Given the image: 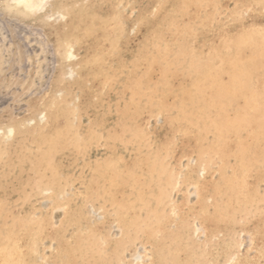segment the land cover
Returning a JSON list of instances; mask_svg holds the SVG:
<instances>
[{
	"label": "bare ground",
	"instance_id": "bare-ground-1",
	"mask_svg": "<svg viewBox=\"0 0 264 264\" xmlns=\"http://www.w3.org/2000/svg\"><path fill=\"white\" fill-rule=\"evenodd\" d=\"M86 1L87 0H0V12H1V16H2V17H0V20L3 19L4 17H7V18H17V19H23V20L26 19V20H33V21L38 20L41 22V21H45L47 19L52 18V16L56 12H57V14H60L61 13L60 10L62 11V9L64 10V15H62V14L60 16L58 15L59 17L62 18V21L66 18L65 11H67V10H68L69 14L75 15V17H80V23L79 24H81V21H82L81 26L79 27V25H78V28H71L70 27V29L68 27L66 29L63 37H59L61 35V34L59 35V31L54 30L60 24L56 25V27L52 30L51 34L55 35V37H57V40H58L57 45H56V55H57L56 57L59 59H63L68 65H70V62H71V65H72V61L76 59L75 55L73 53H71V49L74 46L69 41L71 34H72L77 40L75 43L78 46V48L82 47V50H83L82 54H81L82 56L80 58H78V60L74 63V66L80 67V69H79L80 79H82L83 83L92 81V82H95V84H97L98 86H101L100 91H103L104 94L106 93L108 95L106 98L109 100L115 99V97H116V93L114 92V91H116V89H115L116 85L115 84L118 80V77L125 73L126 75H124V83H125L124 88H125V90H128V94L126 97V102L124 104L125 105L124 111H126L124 113L126 115L127 120L129 119V122H128V124L126 123L127 125L125 124V122L124 123L122 122L120 125L121 126L126 125V127H124L126 129L125 131L128 130L127 132H130V136H131V134H133L134 136L132 135V137H135V135H136L135 138H138V141H140L139 145H138V143H135V142L133 143L134 145L135 144L138 145V147H139L138 149L133 148L132 145H128L126 143L127 141L124 142L122 144V146H123L122 148L124 150L123 149L122 150L125 151L126 153L115 152V150L113 152L114 148L111 149V148H109V147H111L110 145L104 144L107 146V149H108V152L106 153L107 155L105 156V158H101V160H102V161L100 160L101 162L98 160V162L101 163V164L99 163L101 166L97 167L93 173L91 172L92 176L90 178H89V176L91 174L88 175L89 180L85 179L84 190L82 192H80L81 193L80 194V196H81L80 200L76 201V202L74 201L75 203L74 204L72 203L73 205L71 206L67 203L66 200L62 199L66 202L64 203L65 207L63 208V213L60 217V221L57 224L58 226H51L50 223L52 221L51 220L52 217H50L47 212H44V213L39 214V215L35 214L36 213V207L34 206L32 199H33V197H35V195H42L43 197H45L44 195H46L47 193L49 194L50 192H48V191H52L53 190L52 188H54L56 186V184H58V183L55 184L54 182H55L56 176L59 173L62 176H68V171H69L70 167L74 164V162H76L75 160H76L78 154L81 151L83 152V153L82 152L81 153L84 154V151H85L84 147L85 146L87 147V145H89V144H87L84 146V144H83V146H81V147H83L82 148L83 150H81V148L79 149V147L77 145L78 143H76V145H75L76 150H74L73 152H71L69 154H62L61 158L55 159L54 152L56 151L55 150L56 144H57V146H56L57 151L62 152V149L70 146V142H69L70 138L72 141L76 142V140L73 139V134H72V136L70 135L71 137H69V138L66 137L69 130L67 131V133L63 131L65 134H60L59 132L56 131V128H52V126L49 124L51 121H54L53 120L54 118H57L60 116V112L62 109L60 107H56L57 105L55 104V101L60 100V101H62V103H67V101H66L67 96H66V94L62 95L61 93L58 94V92H57V94H58L57 99H54L53 101L51 100L52 96L49 97L50 100L48 99V100H44L42 102L40 101L38 103L36 101H31V105H30L31 108H28L31 111L28 114H26L27 116L24 120L20 121V120H18V118L16 119L15 116H13V115H9L7 118L0 120V136H4L5 141H7L6 144H5V142H3L5 144L4 147H2V145H0V190L3 192V194L0 193L1 194L0 195V218L5 216V212H7V210L11 214L9 209L5 210V206L11 205L13 207L14 206L13 205V199H14V201H19V204L30 207L29 211H30L31 217L30 218L28 217L29 219H27V220L29 221V223H27V224L30 226V228L32 227L34 229L33 230L34 233H32L31 235L27 234L28 231L26 230L27 232H25L23 230V226H22L23 221H21L22 215L15 214V213H17V211L15 213H13L14 215H10V222L12 221L11 227L12 228L14 227L15 231L14 232L10 231V234L12 233V237L9 240H10V242L13 241L16 245V248L12 249V251L14 252L16 250V251H20L24 254L31 252V244H29V240H30V237L32 235H34V237L38 241H41V245H43V243L45 242V239H49V238L55 239L56 242L54 245L55 247H54V256H53V261L55 264H66V263L73 264L72 260H74V259H76L77 263H78V260H80L81 258L85 259V261H86V259H90L94 256L99 257L103 254V253L101 254L102 251L97 252L96 255H92L91 254L92 250H88V249L81 250V248L82 247L85 248L84 246L88 247V245H91L92 243L94 245H98L99 242L102 243L103 241H105V242L110 241L109 236H108L109 240L107 238H105V236H103L102 234L101 235L97 234V236H95L94 233L96 234V232H97L96 229H95L96 232H94V233L92 230V233L94 236H91V234H90L91 232L87 231L89 229L90 221H83L85 218V215H87V213L84 214V212H83V210H84L83 202L86 199L89 200L92 197V196L90 197V195L92 193H95L94 195H96L95 196L96 198L98 195V198L101 199L99 197V195H101L102 192L105 194L106 191L112 190V189L110 190L111 187L114 188L117 196L115 198V204H113V205H114V207L116 205V207L118 209V212L114 215H116V216L120 215V217H121V215H123L124 216L123 218H127L129 220V222L131 221L130 223H132V225L130 224L129 227L130 226L134 227L135 225H137L136 221L140 219V221H143V223H145V225H148L145 228H143L144 226L142 227V229L146 233H150L151 230L154 232V230L156 229L155 230L156 233L154 232L152 235L159 234V231H160L161 237H164L163 236L164 234H162L164 232L161 231L160 225H157L155 223L156 220L155 221L149 220L148 222H150L151 224H147V221H146L147 218H145L146 215L141 216V214L139 213V211L142 212L143 209H144V213H146V211H145V209H146L148 211V214H149L150 209L148 210V208H147V207H149L148 206L149 201H148V204L145 202L147 204V207L143 202L147 198H149V199L151 198L150 196L147 197L146 196L147 194H151L153 199H155V201L159 202L158 205L159 204L162 205V201H164V199H165L164 193L166 192L167 189H165L164 176L159 178L160 176L158 175V170H159V173L161 174L160 169H164V166H165V165L161 166V164L162 163L164 164L166 162H161V164H160V161H159L160 158H167L169 155L171 158H173L174 156L176 158V156L181 157V155H184V154L185 155L186 154H188V155L194 154L195 157H197V158H193V159H196L198 161L199 160L202 161V159H203V161H205L206 159L211 158V157L208 158V156H210V154H213L215 158L212 157V159L214 158L215 160H217L219 162V166H218L219 167L218 170H219V174H220L219 176L222 177V180L224 179V181H225L224 182L225 189L223 188L222 190H220L221 193H224L222 191H226L227 184H229L227 182V176H226V178L224 177V174H225L224 172H225L226 167H228L230 165L231 161H232V163L236 164V169H234V171L233 170L232 171L236 175L241 174V176H243L242 174L245 173L246 174L245 177H246L249 173L251 174L252 168L255 166L254 162H256V165H257L258 158H259V154H258L259 150L257 151L258 146L261 147L262 150H264V141L261 142V140L258 138L260 140L259 141L260 144L257 143L258 146L256 149L255 148L256 146L254 144L255 140H254V142L253 141L251 142L254 144V146H252V144L247 142L246 139H245L246 141L241 139V137L239 136L241 132H236L238 130H240V131L247 130L249 132L248 138L250 137V139L252 140L253 137L256 138L259 135V134H256L258 132V130H260V129H262V127H264V50H258V48L260 49L261 47H264V0H236L238 6H237L234 14L236 15L237 14L236 12H241L242 16H238V18L236 20L232 21L233 18L236 16L231 15L228 19H226V21L221 22L222 24L218 27H207V25H208V23L206 22L207 17H206V19H201L200 25L202 26V29L200 31H198L197 34L194 35L195 38H198L197 43H196L197 45L194 47L188 46L187 41H188V37L190 36V29H189L190 26L188 28L187 25L184 24L182 26V28H180V30H181V33H179L180 34V38H179L180 42H177V44L180 47H182V49H179L178 46H177L178 47V49H177L174 46L175 50H174V47H172L173 50H172V48H170V42H173V40L172 41H171V39L169 40L170 36L167 35V31L169 33H171L170 28H169L170 23L168 24V22H170L172 20L170 18V14L172 11L173 1H171V0H146L147 1L146 5L144 7H139V10H138L136 16L133 18L134 24L131 27V33H133L132 38H130L126 35V33H125L127 31L126 24H124L122 22L120 27H118L116 33H114V35L116 34L114 36L115 39L113 40L112 39L113 37L111 38L112 41H109L110 39L109 40L107 39V38H109L107 35L108 34L107 29H109V25L121 20L122 18H124V19L127 18L129 20L130 19L132 20V18L129 17V15L127 13H125L124 16H121L120 13L113 14L112 12H110V9H109L110 8L109 7L110 0H97L96 1L97 7H95V8L89 7V4L88 5L82 4ZM181 1L185 4L186 7L192 6L193 4L196 3L195 2L196 0H181ZM61 4H63V7H60ZM86 8L92 12L88 11ZM96 8H97L99 14L96 13ZM177 8H179V6ZM93 11L97 15V16H95L96 18H94V21L98 25V26L97 25L96 26L100 28V29L98 28L100 31L98 29H93V30H97L98 32H101L100 37L102 38V41H100L98 39V40L94 41L93 44L90 43L91 46L89 47L90 44H89L88 38H91L92 36L94 38L95 34L89 37V35L86 36V31L89 32L88 30L92 29L93 15H94ZM161 11H162V14H161V16H159L160 18L158 19L157 16L160 15ZM185 11L186 10H184V12ZM4 21H6V20H4ZM90 25H92V26H90ZM2 27H4V26L2 25ZM219 28H220V31L216 30ZM0 32H2V31H0ZM92 33H96V32L92 31ZM207 33H209V34L211 33V35L207 36ZM89 34H90V32H89ZM97 38H99V37H97ZM94 39H96V38H94ZM103 39H104V41H105V39H106V41L108 40L107 42H109V43H105L103 41ZM33 41H34V39H33ZM130 41L137 42L136 47L138 49L137 51L139 53V55H138L139 57L136 60L126 61V59H124V57H123V53L128 51V44L130 43ZM31 42H32V40H31ZM31 42H29V43L31 44ZM41 43H43V42H41ZM87 44H89V45H87ZM152 44H153V46L155 45V47H157L158 49L160 48L161 50L162 49L168 50L170 48L172 51L170 53L168 51L167 54L163 55L164 57L162 56V58H165L167 60V66H166V64L163 65V67H165V70H164L165 76L162 77V78L165 77L164 80L161 79L162 82L159 85L157 82L156 86H147V85L144 86L143 80L149 76L150 72H153L152 71L153 67L156 64H158L156 58H152V57L148 58L146 55V52L144 51V49L147 45H152ZM171 46H173V45H171ZM39 48L41 49V47H39ZM40 49L35 51L38 57H39L38 54L40 52ZM123 51H125V52H123ZM33 56H34V54H33ZM165 59H163V60H165ZM206 59H207V61H205ZM163 60L161 59L162 62H163ZM159 61H160V59H159ZM130 62L133 63L132 66H129ZM105 66L110 67V69L109 68L107 69V67H105ZM171 66H173L172 67L173 69L170 68ZM88 67L93 68V70L91 69L93 73L89 72L90 73L89 74L85 71V69ZM139 67H142L141 71L143 70L146 72V76L141 77L140 72H139L140 77L135 76V75H137V73L135 71ZM161 68H162V65H161ZM191 68H193V69H191ZM189 69H191L193 71V73L195 70L196 75L189 80L188 84L186 83L188 81H184L182 83L177 84V77H181L183 79V78H186V76L189 73L193 74L191 71L188 73ZM87 71H90V69H87ZM180 72H181V74H178ZM143 75H144V73H143ZM188 79H189V76H188ZM63 82H64V78L61 77V75L57 74L54 78V86L58 88V86ZM188 86H192L193 89L190 90L191 88L189 89ZM95 87H96V85H95ZM90 88H92V87H90ZM55 90H56V88H55ZM91 92L92 93L95 92V91H93V88L91 89ZM96 93L97 92H95V94ZM168 96L172 97V102L169 103V105L166 104V102H165V99H167ZM141 97L144 98L145 101H148L149 99L154 98L156 100V108L158 110V113L159 112L161 113L160 125H159L157 132L154 134L155 140L154 141L152 140L151 143L147 141L149 134H151V133L147 132L145 129L144 130L141 129L142 127L140 128V125H138V115L140 113L137 114V110L139 108L141 110L142 108L141 107L138 108L137 103H139L138 98H141ZM46 99H47V97H46ZM74 100H76V99H74ZM102 100L100 101V103L103 102ZM136 100H137V102H135ZM48 101H50V102H48ZM114 101H116V100H114ZM145 101H142V102L144 103ZM234 101L236 103H238L236 108L233 107ZM47 102H48L49 106L46 108L45 106H46ZM148 102L150 103V101H148ZM135 103H136V105H135ZM149 103L147 106L150 105ZM188 103H189V105H188ZM113 104H114V102H113ZM144 104H146V103H144ZM66 105L67 104H65L63 106V108L67 107ZM82 106H83V103L81 101H79V103H77V105L72 108V111L73 112H75V111L80 112V111H82L81 110ZM144 106L145 105H143V107ZM116 107L117 106H114L113 109ZM46 109H47L48 113H46ZM70 109L71 108H69L68 110H70ZM88 109L90 110L91 107ZM67 111L65 110L64 112H67ZM249 111H252V113H250ZM51 112L53 114H50ZM73 112H72V114H74ZM155 112H156V110H155ZM152 113L153 112L148 113L149 116ZM69 114H71V110H70ZM69 114H66V116L67 115L69 116ZM51 115L54 117L52 118ZM90 116H92V115H90ZM114 118L116 119V117H114ZM116 121H118V119H116ZM143 121H144V119H143ZM40 123H42V125H40ZM94 123H96V122H94ZM18 124H19V127H17ZM113 124H114V122H113ZM47 125H48V127H46ZM55 125L57 126V124H55V121H54V126ZM69 125H71V124H69ZM85 125H87V124H85ZM99 126L102 127L103 125H99ZM109 126L110 125H107V128ZM121 126H120V128H121ZM96 127L98 129V125ZM66 128H68V126ZM209 128H211V131L212 130L214 131V132L212 131L214 133V135L211 138V140L210 139L207 140V138H206V135L209 134V132L206 134V131L209 130ZM92 131H94V130H92ZM92 131H90L89 133L87 132V133L90 134ZM211 131H210V133L212 134ZM247 131H245V132H247ZM105 132H107V131H105ZM110 132H112V131H110ZM235 132L238 133L239 137L235 134ZM74 133H76V132H74ZM112 133H115V132L113 131ZM261 133H263V132H261ZM261 133H260V136H262ZM92 134L97 135V133H94V132ZM99 134H101V133L98 132V135ZM106 134H107V136L110 135L109 132ZM90 135H89V137H90ZM98 135H97V138H103V142L105 141L104 137L108 138V137H106L105 134L103 135L104 137H100ZM27 136H29V137L27 138ZM76 136H78V135H76ZM112 137H114L115 139L118 138L119 140H122L123 136L121 137V139L118 135L117 136H111V138L109 136V139L111 140ZM80 138H81V136L80 137L78 136V140ZM126 138H128V137H125L124 139H126ZM245 138H247V136ZM14 139H16V141L18 140L17 141V142H19V143H17L18 147H14L15 145H13V143H12ZM118 139H117V143L120 142V141L118 142ZM250 139H248V140H250ZM1 140H2V137H1ZM112 140H114V139H112ZM80 141H82V139H80ZM122 141H121V143H122ZM110 142L112 144V141H110ZM129 142H130V139H129ZM131 144H132V142H131ZM71 146L73 147V145H71ZM114 147H116V146H114ZM131 147L135 150H132ZM135 147H137V146H135ZM73 148H75V147H73ZM77 148H78V150H77ZM259 153H260V156H262L261 155L262 151L261 152L259 151ZM189 158L190 157H188L187 159H189ZM204 158H206V159L204 160ZM176 160L178 161V159H176ZM259 160H260V158H259ZM95 161L97 163L96 159H95ZM179 162H178V164H179ZM25 163H27L29 165V167L27 168L29 170V172L36 174L33 178H28L27 180L22 182L21 181L22 179L20 177L16 176V175H18L16 172L12 171V172L8 173V171H10L11 168H16L17 166L21 167ZM175 163H176V161H175ZM232 163H231V166L234 165ZM201 164L202 163H199V165L201 167H203L202 169L204 170V172H205L206 168L209 172L210 167H208V165H207V167H204ZM208 164H209V161H208ZM258 164H260V163L258 162ZM199 165H198V167H199ZM74 166H75V164H74ZM166 166H165V168H166ZM176 166H178V168L180 167V165H177V164H176ZM211 166H212V164H211ZM231 166H229V168H228V169H230V171H231V168H230ZM89 167H88V169H89ZM186 167L188 168L189 165H186ZM255 167H256V169H258V167H260V165L258 167L257 166H255ZM20 169L22 171L24 170L22 168H20ZM88 169H86V170L88 171ZM169 169H171V168H169ZM179 169L177 170V172L175 171L177 175H174V177L178 176ZM199 169H200V167H199ZM19 170H17V171L19 172ZM28 170H24V171L28 172ZM203 170H202V172H203ZM87 171H86V173H87ZM152 171H157V172H154V173H157L155 176L156 178H157V175L159 176L157 179V182H156V180L152 181V179H153L152 178L153 177ZM163 171L164 170H162V172ZM165 171H169V170H165ZM21 172H19V173H21ZM175 172H174V174H175ZM204 172L202 173V175L204 174ZM164 173L165 172H163L162 175ZM194 173H195V171L192 172V170L190 168H188L187 173H186V177L189 180H192V178L197 179V177H195L193 175H196L198 173H196V174H194ZM28 174H27V176H28ZM166 174L169 176V174H171V173H166ZM250 174H249V176H250ZM198 175H200V174H198ZM32 176H29V177H32ZM83 176H84V174H83ZM209 176H211V174ZM24 177H26V176H24ZM174 177L172 176V178H174ZM228 177H231V176H228ZM231 178H230V180H231ZM239 178L241 179V177H237V179H239ZM83 179H81V180H83ZM159 179H161V180H159ZM180 179L181 178H178L179 183H180ZM242 179H244V178H242ZM242 179H241V181H242ZM246 179H247V177H246ZM259 179H262V176H260ZM184 180H183V182H184ZM263 180H264V178H263ZM150 181L153 182L152 183L153 186H154V183H158L159 191L157 194L153 193L149 190V183H151ZM172 181H174V180H172ZM192 181H194V179ZM233 181L237 183V181L235 179H233ZM256 181H262V180L256 179ZM168 182H170V184H171V181L169 178H168L167 183ZM231 182H232V180H231ZM243 182H245V181H243ZM216 184H213V182H211L209 180L208 176H206V175L203 176L202 179L198 182L199 198H200L199 203L197 204L194 201V203H196V205L194 204L195 206H192L188 210V212H191V211L194 212V211H196V209H201V210L204 209L202 214L201 213L198 214V213L194 212V215L195 214H198V216L204 215L203 218H204L206 223L205 222L204 223L202 222V223L205 225L207 224L208 225L207 227L212 226L213 224H216V222H218L220 220L216 215H214L216 213H210L211 210L209 211V213L206 212V210H209V207L207 205L208 202H206V197H207L206 195H208V197H209L210 195H212L210 193L213 190L216 191L218 189ZM238 184H236V185L238 186ZM218 185H221V184H218ZM236 185H234V186H236ZM26 186L28 187L27 189H25ZM169 186H171V185H169ZM7 187L14 188L13 190H16L18 194L15 196L10 195L8 193V191L5 190V189H7ZM108 187H110V188H108ZM150 187H151V185H150ZM166 187H167V185H166ZM254 187L255 186H252L253 189H254ZM240 188H241V185H240ZM252 188L249 189V192L251 194H254V193H252V191H253ZM250 190H252V191H250ZM59 191L60 190L56 191L54 193L53 197H54L55 201L62 203V200L59 199V196L61 194V192H59ZM229 191H230V189H229ZM108 194H109L110 198L109 197H108L109 199L106 198L105 195H107V194H105L104 199H102V200L106 201L105 199H107V200L112 199V201L114 202L113 198L111 197L112 196L111 193H108ZM127 194H129V195L126 196ZM144 194H146L145 195L146 198L144 197L145 199H142L141 196ZM227 194H229V193H227ZM227 194L225 193V196H227ZM187 196H188V194H187ZM221 196L223 197L224 195H221ZM228 196L230 197L231 195L229 194ZM43 197H41L42 198L41 200H43ZM95 197L93 196V198H95ZM254 198L255 197L253 195L252 199H254ZM68 199H70V198H68ZM92 199H90V200H92ZM245 199H246V197H245ZM49 200H51V199L48 198V201ZM102 200L99 203L103 204ZM133 200H135V202L137 204ZM186 200H185L186 204L189 203ZM211 200H213V199H211ZM221 200H222V198H221ZM221 200H220V202H222ZM237 200H239V199H237ZM240 200H243V198ZM132 201L134 202L135 205L132 203ZM150 201H151V199H150ZM155 201H154V203H155ZM227 201H228V199H227ZM58 202H56V203H58ZM93 202H95L94 199H93ZM93 202H90V203L93 204ZM220 202L218 204L221 207H225L224 205L222 206L221 205L222 203H220ZM224 202H225V200H224ZM239 202H241V201H239ZM131 203L134 206L131 205ZM154 203H153V205H155ZM165 203H163V204L165 205ZM170 203L171 202H169V204ZM235 203H236V201H235ZM242 203H244V201ZM43 204H41V205L43 206ZM97 204H98V202H97ZM101 204H99L98 206H100ZM113 205L111 203V207ZM153 205L151 207H154ZM172 205H173V203H172ZM214 205L215 204L213 203V205L210 207L214 208ZM243 205H245V204H243ZM98 206H97V208H101ZM175 206L177 207V208L175 207V209L182 210V209H179V207L176 204H175ZM184 206H185V204H184ZM12 207H10V208H12ZM44 207H45V205H44ZM84 207H85V205H84ZM155 207H157V206H155ZM162 207H163V205H162ZM197 207H199V208H197ZM217 207H218V205H217ZM217 207L215 209L216 211L219 208V207L218 208ZM57 208H58V206H57ZM106 208H104V209H106ZM159 208H161L160 205H159ZM171 208L172 207H170V210H171ZM104 209L102 208L100 210L103 212ZM13 210H15V209H13ZM17 210H19V209H17ZM54 210H56V209H54ZM113 210H114V208H113ZM113 210H111V211H113ZM178 210H176L177 212L176 211L175 212L179 215L180 212H178ZM214 211L212 210V212H214ZM12 212H14V211H12ZM102 212H101V215H102ZM161 212H162V210H161ZM170 212L172 213V211H170ZM173 212H174V209H173ZM60 213H61V211H60ZM103 213L105 214V210ZM106 213H108V212H106ZM232 213L234 214V212H232ZM109 214H111V213H109ZM150 214H151V212H150ZM157 214H159V213H157ZM190 214H192V213H190ZM230 215H232V214H230ZM105 216L108 217L111 215H105ZM112 216H111V219H113ZM147 216L150 217V215H147ZM161 216H160V218H163V214ZM88 217L89 216H87L86 219H88ZM131 217H133V218L136 217V220L135 219L133 220V218H131ZM156 217H157V215H156ZM191 217H192V215H191ZM174 218H175V215H174ZM186 218L188 219V217H186ZM193 218L197 219L198 217L196 215ZM200 218L201 217H199V219ZM148 219H151V218H148ZM168 219L166 218V219H164V221L162 220L163 223H165V220L167 221ZM6 220H8V219H6ZM88 220H90V218ZM115 221L117 222V225H120V226L123 225L122 223L124 222V220H122L123 222L120 224L119 222H121V221H119V222L117 220H115ZM133 221H134V224H133ZM140 221H138V222H140ZM224 221H226V220L223 219V222ZM112 222H114V221H112ZM180 222H182V221H180ZM180 222H179V224H180ZM213 222H215V223H213ZM223 222H221V223H223ZM126 224L128 225L129 223H126ZM152 224L155 225V228L152 227L154 230L151 228V226H153ZM74 225H80V226L84 225L82 228L87 227L88 229L87 228H86L87 230L84 229L86 231H83L81 229L82 232L80 233L78 231L79 234L76 233L77 236H71V234L69 232L72 229V226H74ZM220 225L222 226V224H220ZM220 225H218V226H220ZM120 226H119L120 229L121 228L124 229L123 226L122 227H120ZM54 227H56V228H54ZM57 227H59V229ZM126 227H128V226H126ZM92 228H94V226ZM215 228H213V229H215ZM221 228H224V227H221ZM91 229H89V230H91ZM138 229H141V228L138 226ZM138 229L136 228L134 230H138ZM181 229H182V227H181ZM134 230H132V231H134ZM143 230H141L140 233ZM125 231H127V230L124 229L123 232H125ZM109 232L110 231H108V233ZM127 232H128L127 237L128 238H130L131 236L132 237L129 240H128V238H126V239L129 242L131 239L134 240L133 235L135 233L134 232L130 233L129 231H127ZM176 232H178V231H176ZM180 232H183V231L180 230ZM214 232H216V231H214ZM214 232H211V233H214ZM217 232H219V230H217ZM125 233H122L121 234L122 236H120L119 234L118 235L121 237V239H123L122 237H123V234L125 235ZM129 233L131 236L129 235ZM151 233H150V235H151ZM167 234L170 235L169 233H167ZM182 234L183 233H181L180 235L182 236ZM184 234H187V233L185 232ZM229 234H231V233H229ZM111 235H112V233H111ZM209 235L213 236L214 234H212V235L209 234ZM209 235L207 236V238L210 237ZM56 236H59L60 238H57ZM118 238L117 239L115 238V240L113 238V240L117 241ZM140 238L138 237L139 240H140ZM144 238H146V237H144ZM151 238H153V237H151ZM176 238H177V236H176ZM178 238H180V236ZM186 238H184V239H186ZM32 239H33V237H32ZM104 239H107V240H104ZM154 239H155V236H154ZM154 239H152V240H154ZM78 240H80L82 243L79 244L77 242ZM149 240H150V238H149ZM114 241L113 242L111 241V242L114 244L115 243ZM163 241H165V240H163ZM177 241H179V240H177ZM186 241H187V239H186ZM117 242H119V240ZM180 242H181V239H180L179 243ZM183 242H184V240H183ZM14 243H13V245H14ZM139 243H140V241H139ZM130 244H132V243H130ZM150 244L153 245L154 243H150ZM163 245L165 246V244H163ZM188 245H191V243H189ZM111 246L116 247L117 243H115L114 245H111ZM166 246H168V245H166ZM107 247H108V243L104 244V248L108 249ZM180 247L181 246H179V248ZM183 247L185 249L186 245L185 246L183 245ZM33 248L35 249L36 247L33 246ZM121 248L122 247H120V250H119V247H118V251H121ZM34 249L32 251H34ZM91 249H93V247ZM110 249H109V251H110ZM113 249H114V247H113ZM161 249H163V248H161ZM7 250H9V249H7ZM116 250H117V248H115V252L117 253L118 251H116ZM170 250H172V251H169L171 253L176 251V250L174 251V249H172V247ZM2 251H3V249H2ZM191 252H193V251H191ZM116 253H113V251H112V254H115V256L118 257L120 252L117 253L118 255ZM151 253H153V252H151ZM155 253H157V252H155ZM162 253H160L159 255H162ZM177 253H179V252H177ZM175 254H176V252H175ZM169 255H170V253H169ZM69 256H71V258H73V259L71 260V258H69ZM170 256H168V257H170ZM176 256H178V255H176ZM7 257H9V256H7ZM62 257H64V258L66 257V259H68L66 261H68V262L63 260ZM200 257L202 258V256H200ZM161 258H163V257H161ZM197 258H199V257H197ZM134 259L135 258H132V260H134ZM170 259H172V257ZM76 260H75L74 264H77ZM108 260H109V257H108ZM128 262H130V260H128ZM131 262H133V261H131ZM185 263H187V262H185ZM80 264H82V263H80ZM127 264H131V263H127Z\"/></svg>",
	"mask_w": 264,
	"mask_h": 264
},
{
	"label": "rangeland",
	"instance_id": "rangeland-1",
	"mask_svg": "<svg viewBox=\"0 0 264 264\" xmlns=\"http://www.w3.org/2000/svg\"><path fill=\"white\" fill-rule=\"evenodd\" d=\"M96 1L97 0H87L86 2H84L82 4L83 5L89 4V7L95 8V7H97ZM171 1H173L172 11H171L172 15L170 14V18L172 20L170 19L171 21L168 22V24L170 23L169 28H170L171 33H169L167 31V35L170 36L169 40L170 39H171V41L173 40V42H170V48L175 46L177 49H178V47H179V49H182V47H180L177 44V42H180L179 41V38H180L179 33H181L180 28H182V26L184 24H186L188 28L190 26V28H189L190 29V36L188 37V41H187L188 46L194 47L197 45L196 43H197V39H198V38H195L194 35L197 34L198 31H200L202 29V26L200 25L201 19H206V17H207V19H206V22L208 23L207 27H218L222 24L221 22L226 21V19H228L231 15L236 16L233 18L232 21L236 20L238 18V16H242L241 12H236L237 13L236 15L234 14L236 11V8L238 6L236 0H198V1L196 0L195 4H193L192 6H188V7H186L185 4L181 0H171ZM146 3H147L146 0H110V2H109L110 12H112L113 14L120 13L121 16H124L125 13H127L129 15V17L132 18V20L131 19L129 20L127 18H125V19L122 18L121 20L110 24L109 29H107L108 30L107 35L109 37L107 39L108 40L110 39L109 41H112L111 40L112 37H113L112 38L113 40L115 39L114 36L116 34L114 35V33H116L118 27H120L122 22L124 24H126V28H127V31L125 32L126 35L128 37L132 38L133 33H131V27L134 24L133 18L136 16V14L139 10V7H144L146 5ZM178 6H179V8H177ZM60 7H63V4H61ZM184 10H186V11L184 12ZM88 11H90V10H88ZM60 12H61L60 14H57V12H56L52 16V18L47 19L45 21H41V22L38 20L33 21V20H26V19L23 20V19H17V18H7V17H4L3 19L0 20V31H2V32H0V50H1L0 51V55H1L0 56V120L7 118L9 115L15 116V118L16 119L18 118V120H20V121L24 120L27 116L26 114H28L31 111L30 109H28V108H31L30 107L31 101H36L38 103L40 101L42 102L44 100H48L49 97H51V96H52L51 100L53 101L54 99H57V95L59 93H61L62 95L66 94L67 103H62V101H60V100L55 101V104L57 105L56 107L62 108L61 112H60V116L53 119L55 121V124H57V126L56 125L54 126V121H51L49 124L52 126V128H56V131L59 132L60 134H65L64 132L67 133V131L69 130L66 137L69 138L73 134V139L76 140V142L72 141L70 138L69 139L70 146L62 149V152L57 151V149H56L57 144H56V146H55L56 151L54 150L56 153L54 152L55 155L54 154L53 155L55 156V159L56 158L59 159V158H61L62 154H69V153L73 152L74 150H76V146H75L76 143H78L77 145H78L79 149L81 148V150H83L82 149L83 147H81V146H83V144H84V146L89 144V145H87V147L86 146L84 147V150H85L84 154H82L83 152L81 150L80 151L82 153L79 151L80 155L78 154V156L75 160L76 162H74L75 166L73 164L70 167V169L68 171V176H62L59 173L56 176V179L54 182L55 184L56 183H58V184H56V186L54 188H52L53 190L51 189L52 191H48V192H50L49 194L47 193L46 195H44L45 197H43L42 195H35V197H33V199H32L33 200L32 202H33L34 206L36 207V213L35 214L39 215V214H42L44 212H47L49 214V216L52 217L51 218L52 221L50 223L51 226H58L57 224L60 221V217L63 213V208L65 207L64 203L66 201L69 205L72 206L76 201L80 200V197H81L80 192H82L84 190L85 179L89 180V178L92 176V173L96 170V168L101 166L100 165L101 164L100 162L102 161L101 158H105V156L107 155L106 153L108 152V149H107V146L104 144L110 145L111 147H109V148H111V149L114 148L113 152L115 150V152L126 153L125 151H123L124 149L122 148L123 147L122 144L124 142L127 141L126 143L128 145H132V147L136 148V149L139 148L138 145L140 143V141H138V138H135L136 135H135V137H132L133 134H131V136H130V132H127L128 130L125 131L126 129L124 128V127H126V125L129 122V119L127 120L126 115L124 113V112H126V111H124V106H125L124 104L126 102V97L128 94V90H125V88H124V84H125L124 83V75H126V74L124 73L123 75L119 76L117 82L115 81L116 82V84H115L116 85L115 86L116 91H114V92L116 93V97H115V99L109 100L106 98L108 95L106 93L104 94L103 91H100L101 86H98L97 84H95V82H92V81L83 83L82 79H80V77H79L80 67L74 66V63L78 60V58H80L82 56L81 54H82L83 50H82V47L78 48V46L75 43L77 40L72 34L70 37L71 40L69 39L70 43H72L74 46L71 49V53H73L76 57V59L72 61V65H71V62H70V65H68L63 59H59L56 57L57 56L56 55V45H57L58 40H57V37H55V35L51 34L52 30L56 27V25L60 24L54 30H58L59 35L61 34L59 37H63L65 34V31L68 27H69V29H70V27L71 28H78V25L80 27L82 24V21H81V24H79L80 23V17H75V15L69 14L68 10L65 11L66 18L62 21V18L59 16L61 14L64 15V10L62 9V11L60 10ZM90 12H92V11H90ZM96 13H98L97 8H96ZM93 14H94L93 15V26L90 25V26H92V29L88 30L90 32V34H89V32L86 31V36L89 35V37H90V36L95 34L94 38H96V39H94L93 36L91 37L92 39L88 38L89 44L90 43L93 44L94 41H96L98 39L100 41H102V38L100 37L101 32H98L97 30H93V29L99 28V27H97L98 25L94 21V18H96L95 16H97V15L94 13V11H93ZM161 14H162V11L160 12V15L157 16L158 19L160 18L159 16H161ZM0 17H2L1 12H0ZM4 20H6V21H4ZM2 25L4 27H2ZM220 28L216 29V30L220 31ZM92 31L96 32V33H92ZM210 35H211V33L210 34L207 33V36H210ZM96 36L99 38H97ZM33 39H34V41H33ZM31 40H32V42H31ZM103 41H104V39H103ZM107 41L105 39L104 42L109 43ZM29 42H31V44ZM41 42H43V43H41ZM89 44H87V45H89ZM91 44L89 45V47L91 46ZM153 44L147 45L145 47L144 51L146 52V55L148 58H151V57L156 58L158 64H156L153 67V69H152L153 72H150L149 76L143 80L144 86L145 85L156 86L157 82L159 85L162 82L161 79L164 80L165 77L162 78L163 76H165V73H164L165 67H163V65L166 64V66H167V60L165 58H162V56L164 54H167L168 51L170 53L173 50V48H172V50L170 48L168 50H163V49L161 50L160 48L158 49L157 47H155V45L153 46ZM171 45H173V46H171ZM136 46H137V42L130 41V43L128 44V51L127 50H126L127 52L123 51V52H125V53H123V57H124V59H126V61L136 60L139 57L138 56L139 53L137 51L138 49ZM39 47H41V49ZM175 47H174V50H175ZM39 49H40V52L38 54L39 55V57H38L35 51H37ZM258 50H264V47H261L260 49L258 48ZM33 54H34V56H33ZM159 59H160V61H159ZM161 59L162 60L165 59V60H163V62H162ZM205 61H207V59ZM132 65H133V63L130 62L129 66H132ZM161 65H162L163 69L161 68ZM105 67H107V69L108 68L110 69V67H108V66H105ZM172 67L173 66H171L170 68L173 69ZM141 68L142 67H139L138 69H136V71H135L137 73V75H135L136 77H138L140 75V73H141V77L146 76V72L143 70L141 71ZM87 69H90V71H87ZM91 69L93 70L92 67H88L85 69V71L87 73H89V72H92ZM191 69H193V68H191ZM191 69L188 70V73L190 71L193 73V71ZM195 72L196 71L194 70L193 74L189 73L186 76V78H183V79L181 77H177V84L182 83L184 81H188V82H186L188 84L189 80L196 75ZM143 73H144V75H143ZM57 74L61 75V77L64 78V82L61 83L60 84L61 86L59 85L58 88L54 86V78ZM178 74H181V72ZM188 76H189V79H188ZM95 85H96V87H95ZM90 87H92L93 91H95L97 93L96 94H95V92L92 93L91 92L92 88H90ZM55 88H56V90H55ZM188 88L189 89L191 88L190 90L193 89L192 86H188ZM57 92H58V94H57ZM46 97H47V99H46ZM74 99H76V100H74ZM138 99H139V101H138L139 103H137V106H138V108L139 107L142 108L141 109L142 111L140 110V108L137 110V114L140 113L138 115V125H140V128L142 127L141 129H143V130L145 129L147 132L151 133V134L148 133L149 137L147 139V141L151 143L152 140L153 141L155 140L154 134L157 132V130L159 128L161 113L160 112L158 113V110L156 108V100L154 98L148 100V101H150V103L148 101H145L144 98H142V97L138 98ZM101 100L103 101L102 103H100ZM114 100H116V101H114ZM137 100L135 102H137ZM79 101H81L83 103V106L81 108L82 111L73 112L72 108L74 106H76L77 103H79ZM142 101H145L144 103H146V104H144ZM48 102H50V101H48ZM48 102L45 106L46 108L49 106ZM113 102H114V104H113ZM147 102L150 104L149 106H147L148 105ZM165 102H166V104L169 105V103L172 102V97L168 96L167 99H165ZM65 104H67L66 105L67 107L63 108V106ZM135 105H136V103H135ZM143 105H145V106L143 107ZM188 105H189V103H188ZM237 105H238V103H236L234 101L233 107L236 108ZM114 106H117L116 108H114L115 110L113 109ZM68 107L71 108L70 109L71 114H69L70 110H68L69 109ZM90 107H91V109L89 110L88 108H90ZM65 110L66 111L68 110L67 111L68 113L64 112ZM155 110H156V112H155ZM72 112L74 114H72ZM151 112H153V113L150 114V116H149L148 113H151ZM249 112L252 113V111H249ZM46 113H48L47 109H46ZM50 114H53V113L51 112ZM66 114H69V116L68 115L66 116ZM90 115H92V116H90ZM51 117L53 118L54 116L51 115ZM114 117H116V119H118V121H116V119ZM143 119H144V121H143ZM112 121L114 122V124ZM94 122H96V123H94ZM122 122L123 123L125 122V124L126 123L127 124L124 126L122 125L123 126L122 127L120 125ZM69 124H71V125H69ZM85 124H87V125H85ZM40 125H42V123H40ZM97 125H98V129L96 127ZM99 125H103V126L101 127ZM107 125H110V126L107 128ZM67 126H68V128H66ZM120 126H121V128H120ZM17 127H19V124L17 125ZM46 127H48V125ZM92 130H94V131H92ZM120 130L121 131L123 130L122 131L123 133ZM209 130L211 131V128H209ZM209 130L206 131V134L209 132V134L206 135L207 140H209V139L211 140V138L214 135V133H213L214 131L212 130L213 132L211 131L212 132V134H211ZM90 131H92L90 133L91 135L88 134ZM105 131H107V132H105ZM110 131H112V132L114 131L115 133H112ZM245 131H247V130H242V131L238 130L236 132H241L239 136L244 141L247 140V142L251 143L252 141L254 142V140H255L256 143L254 142V144L256 146L255 148L257 149L258 144H260L259 141L260 140H261V142L264 141L263 140L264 139V134H263L264 133V127H262V129L258 130V132L256 133V134H259L256 137L257 139L253 137V139L251 140L250 137L248 138L249 132L248 131L245 132ZM74 132H76V133H74ZM93 132L97 133V135H98V132L101 133L98 135L100 137H104L103 135L105 134L106 137H108V138L104 137L105 141L103 142V138H97L96 134H95L96 136L92 134ZM108 132L110 133V135H109L110 138H111V136H117V135L120 137V139L123 136L122 140L125 137H128V138L124 139L125 141L119 140L117 138L118 142L120 141L119 143H117V139H115L114 137H112V139H114L115 141L112 139L111 140L109 139V136H107V134H106ZM236 132H235V134L238 136V133H236ZM261 132H263V133H261ZM260 133L262 136H260ZM74 135L75 136L78 135L79 137L81 136L80 139H82V141H80V139L78 140V136L75 137ZM89 135H90V137H89ZM246 136H247V138H245ZM1 137H2V140H1ZM28 137L29 136H27V138ZM16 139H14L12 142L13 145H15L14 147H18L17 143H19V142H17L18 140L16 141ZM129 139H130V142H129ZM248 139H250V140H248ZM110 141H112V144ZM121 141H122V143H121ZM3 142H5V144L7 143V141H5L4 136H0V145H2V147L5 146V144ZM131 142H132V144H131ZM134 142L138 143V145L137 144L134 145L133 144ZM251 144H252V146H254L253 143H251ZM71 145H73V147H75V148H73ZM114 146H116V147H114ZM135 146H137V147H135ZM133 148H132V150H135ZM260 149H261V147L258 146L257 151L258 150L260 152L262 151V153H261L262 156H260V153L258 151L259 158H260V160L258 158V162L260 164H258V162H257V165H256V162H254L255 166L258 167L260 165V167H258V169H256V167L253 165L254 167L252 168V172H251V174L249 173L250 176H249V174L246 176L247 179L245 177V175H246L245 173L242 174L243 176H241V174L236 175L233 172L234 169H236V164L232 163V161H231V163L234 165L231 166V163L229 165V166H231L230 167L231 171H230V169H228L229 166L226 167L225 172H224L225 173L224 177L226 178V176H227V182L229 184H227L228 190L226 189V191H222L224 193H221L220 190H222L223 188L225 189V186H224L225 181H224V179L222 180V177L219 176L220 175L219 170H218L219 169V167H218L219 162L214 159L215 157L213 154H210V156H208V158L211 157L210 159L204 158V160L206 159L205 161H203V159H202V161L201 160L198 161L196 159H193V158H197V157H195L194 154H189L190 156L188 154H186V155L184 154V155H181V157L179 156L180 158L177 156H176V158H175V156L173 158H171L170 155L167 158H160V160H159L160 164H161V162H166L164 164L162 163L163 165L161 164V166H164V165L166 166L167 164L169 166L167 165L166 168L164 166V169H160L161 174L159 173V170H158V175L160 177L157 175V178L155 177L157 173H154L157 171H152L153 172V174H152L153 179L152 178L151 179H152V181L156 180V182H157L158 177L161 178L162 176H164L165 189H167L168 191L166 190V192L164 193L165 199L164 198L163 199L167 204L164 201H162L163 207L161 204H159L161 207V208H159V205H158L159 202L155 201V199H153L151 194H147V195L144 194V195H142L143 197L141 196L142 199L146 198L145 195L147 197L148 196L151 197L150 198L151 201L149 198H147L146 200L143 201L144 204L146 205V207H147V204L149 201V204H148L149 207H147L148 210L150 209L149 214H148V211L146 209H145L146 213H144V209L142 211L144 214L141 211H139V213L141 214V216L146 215L145 218H147V220H146L147 224H151L150 222H148L149 220L150 221L156 220L155 223L157 225H160L161 231L164 232V233H162V234H164L163 235L164 237H161L160 231H159V234L152 235L154 232L156 233V231H155L156 229L155 230L153 229V228H155V225H156L155 223H154L155 225L152 224L153 226L150 225L151 228L153 227L152 229L154 230V232L152 230L150 231V233L152 232L150 235V233H146L142 229L143 226H144L143 228H145L148 225H145V223H143V221H140V219L136 221V224L141 228V229H138L137 225H135L134 227L133 226L129 227V225L130 224L132 225V223H130L131 221L129 222V220L127 218H123L124 217L123 215H121V217H120V215L119 216L114 215L118 212L116 205H115V207L113 205V204H115V198L117 196L114 188L108 187V188H110V190L112 189L111 190L112 192L111 191L105 192V194H107L108 196L105 195L103 192L102 193L100 192L101 195H99V197L101 199L98 198V195L96 198L95 197L96 195H94L95 193H92L93 195L92 194L90 195V197L91 196L92 197L91 198L89 197V198L92 199L94 196L96 198V199L93 198L95 202H93V199L90 200L89 198H88L89 200L86 199L87 201L85 200L83 202V204L85 205V207L83 205V208H84L83 212H84V214L87 213V215H85V218L83 221H90L91 226L89 225V229H91L93 226H94V228L89 230L87 227L82 228L84 225H81V226L80 225H74V226H72V229L70 230L69 233L71 234V236H77L76 233L79 234V232L81 233L82 230L86 231L88 229L87 231L91 232L90 233L91 236H94V235L97 236V234L98 235L102 234L107 239L109 236L110 241H106V242L103 241L102 243L99 242L98 245H94L92 243L91 245H88V247L84 246L85 248H83V247L81 248V250H83V249L92 250L91 251L92 255H96L97 252L102 251L101 254L102 253L103 254L99 257L94 256L90 259H86V261H85V259L81 258L80 260H78V263H77L76 259L72 260L73 258H71V256H69V258H71L73 264L75 263V260H76L77 264H80V263H82V264H127V263H131V264H157V263L158 264H162V263L163 264H170V263L171 264H173V263L174 264L175 263L176 264H264V250H263L264 249V180H263V178H264V153H263L264 150H262V149L260 150ZM77 150H78V148H77ZM187 156L190 158L187 159L188 158ZM212 157H214V158L212 159ZM95 159L97 160V163H96ZM176 159H178V161ZM98 160L99 161L101 160V161L98 162ZM207 160L209 161V164H208ZM175 161H176V163H175ZM178 162H179V164H178ZM199 163H202L201 165H203L204 167H207V165H208V167H210L209 172H208L207 168L205 169V172H204V170L202 169L203 167H201L199 165ZM176 164L180 165V167H179L180 169L178 168V166H176ZM211 164H212V166H211ZM186 165H189L188 168H190L192 170V172L195 171L194 174L198 173L201 176L196 174L193 176L197 177V179L192 178V180L194 179V181L189 180L186 177V173L188 170ZM198 165H199L200 169H199ZM28 167H29V165L27 163H25L21 167L17 166L16 168H11L10 171H8V173H10L12 171L16 172L18 174L16 176L20 177L22 179L21 181L24 182L28 178H33L36 175L32 172H29V170L27 169ZM88 167L90 170L88 169ZM168 167L171 169H169ZM20 168H22L24 170H28V172L24 171V170L22 171ZM86 169H88V171ZM178 169H179V171H178L179 174L177 177H174V175H177L176 172ZM201 169L204 172L203 175H202L203 172ZM17 170H19V172H21V171L22 172L19 173ZM162 170H164L163 172H165L163 175H162V173H163ZM165 170H169V171H165ZM86 171H87V173H86ZM174 172H175V174H174ZM166 173H171L172 175L169 174V176H168ZM27 174H28V176H27ZM83 174H84V176H83ZM89 174H91V175L88 178ZM208 174L209 175L211 174V176H209ZM205 175L208 176L209 180L211 182H213V184L217 183L216 185L218 188L216 191L213 190L214 192L212 191L210 193V194H212V195H210L211 197L210 196L208 197V195H206L208 197L207 198L205 196L206 202H208V203L210 202L209 203L210 205L207 203L209 210L205 209L206 212L209 213V211L211 210L210 213H216L214 215H216L220 219V220L218 219L219 221L216 222V224L212 225L213 227L212 226L207 227L208 226L207 224L206 225L203 224L205 222V220L203 218L204 215H201V214L204 211V209H202V210L196 209V211H194L195 213H198V214L201 213L200 214L201 216H198V214L194 215L193 211L188 212L189 208H191L192 206H195L196 203L197 204L199 203L200 198H199L198 182ZM24 176H26V177H24ZM29 176H32V177H29ZM172 176L174 178H172ZM228 176H231V177L233 176V177L231 178ZM236 176L241 177V179L244 178L245 180L242 179V181H241V179L240 178H239L240 180L237 179ZM260 176H262V179H259ZM168 178L170 179L171 184H170V182L167 183ZM178 178H181L180 183L182 182L183 184L179 183ZM230 178H231L233 183L231 182ZM255 178L258 180H262V181H256ZM81 179H83V180H81ZM233 179H235L237 181V183L234 182ZM159 180H161V179H159ZM172 180H174V181H172ZM183 180H184V182H183ZM243 181H245V182H243ZM152 183L153 182L149 183V190L151 192L157 194L159 191L158 183H154V186L152 185ZM238 183L241 185V188H240V185ZM168 184L171 185L172 187L169 186ZM218 184H221V185H218ZM236 184H238V186ZM150 185H151V187H150ZM166 185H167V187H166ZM230 185L231 186L233 185L232 186L233 188ZM234 185H236L239 189ZM252 186H255L254 189L252 188ZM27 188L28 187L26 186L25 189H27ZM251 188L253 189V191L252 190H250V191H252V193H254V194H251L249 192V189H251ZM13 189L14 188L7 187V189H5V190L8 191V193L10 195L15 196L18 193L16 190H13ZM229 189H230V191H229ZM55 190L56 191L60 190L59 191V192H61V194L59 196L60 200H62V199L66 200V201L62 200L63 204L58 202V201H55V199L53 197L54 193L56 192ZM0 193L3 194V192L1 190H0ZM108 193H111L112 196L111 195L110 196L113 198L114 202L112 201V199L111 200L105 199L106 201L102 200V199H104V195L106 196V198L109 197ZM225 193L226 194L229 193L231 196L229 197L228 196L229 194H227V196H225ZM187 194H188V196H187ZM128 195L129 194H127L126 196H128ZM221 195H224L225 197L224 196L222 197ZM253 195L255 197L254 199H252ZM244 196L246 197V199L247 198L248 199L246 200ZM41 197H43V200H41L42 199ZM241 197L243 198V200H240V199H242ZM48 198L51 200L48 201ZM68 198H70V199H68ZM221 198H222V200H221ZM226 198L228 199V201ZM152 199L155 201V203ZM211 199H213V200H211ZM237 199H239V200H237ZM70 200L71 201L73 200V201L71 202ZM101 200H102L103 204L99 203V202H101ZM185 200L189 203L186 204ZM220 200L222 202H220ZM224 200L226 203L224 202ZM234 200L236 201V203ZM133 201L135 202V200H133ZM133 201H132V203L134 204ZM194 201L196 203H194ZM239 201H241V202H239ZM243 201H244V203H242ZM56 202H58V203H56ZM88 202L89 203L93 202V204L90 203L91 204L90 205ZM97 202H98V204H97ZM169 202H171V203L169 204ZM219 202L222 203L221 205L222 206L224 205L225 207H221L218 204ZM40 203L41 204L44 203L43 206ZM111 203L113 205L112 207H111ZM132 203H131V205H133ZM153 203L155 205H153ZM163 203H165L166 206ZM172 203H173V205H172ZM213 203L215 204L214 208L213 207L211 208L210 206H212ZM99 204H101L102 206L101 205L98 206ZM175 204L179 207V209H182V210L175 209V207H176ZM184 204H185V206H184ZM243 204H245V205H243ZM13 205H14L13 207L11 205H9V206L6 205L7 207L5 206V210L9 209L11 214L7 210V212H5V216L0 218V233H1L0 234V264H13V263L14 264H55L53 261L54 247H55L54 245L56 242L55 239H51V238L45 239V242H44L45 244L43 243V245H41V241H38L34 237V235H32L30 237V240H29V244H31V252L24 254V253H22L20 251H16V250L14 252L12 251V249L16 248V245L13 241L10 242V240H9L12 237V233L10 234V231L11 232L15 231V228L11 227L12 221L10 222V215H14L13 213H15L17 211V213H15V214L22 215L21 221H23V225H22L23 230L25 232L28 231L27 234H29V235L34 233V231H33L34 229L32 227L30 228V226L27 224V223H29V221L27 219H29L31 217V214L29 211L30 207L21 205V204H19V201H14V199H13ZM44 205H45V207H44ZM152 205L154 207H151ZM217 205H218V207L219 206L220 207L218 208ZM57 206H58V208H57ZM97 206L101 207V208H97ZM155 206H157V207H155ZM10 207H12V208H10ZM170 207H172L171 210H170ZM216 207L218 208L217 211L215 210ZM102 208L103 209L106 208V209H104L105 214L103 213L104 210H103V212L100 210ZM113 208H114V210H113ZM197 208H199V207H197ZM13 209H15V210H13ZM17 209H19V210H17ZM54 209H56V210H54ZM160 209L162 210V212ZM173 209H174V212H173ZM109 210L110 211L113 210V211L110 212ZM176 210H178V212H180L179 215L176 213L177 212ZM212 210L213 211L215 210V211L212 212ZM12 211H14V212H12ZM60 211H61V213H60ZM170 211H172V213ZM101 212H102V215H101ZM106 212H108V213H106ZM150 212H151V214H150ZM232 212H234L235 215ZM109 213H111V214H109ZM157 213H159V214H157ZM190 213H192V214H190ZM162 214H163L164 219L169 218L167 221L165 220V223H163L164 219L160 218V216ZM230 214H232V215H230ZM105 215H111V216L113 215L112 216L113 219H111V216L106 217ZM147 215H150V217ZM156 215H157V217H156ZM174 215H175V218H174ZM191 215H192V217H191ZM196 215L198 218L197 219L193 218ZM87 216H89L88 219L90 218V220L86 219ZM186 217H188V219ZM199 217H201V218L199 219ZM131 218H133V217H131ZM148 218H151V219H148ZM6 219H8V220H6ZM134 219L136 220V217H134L133 220ZM223 219L226 221L223 222ZM115 220H117L118 222L121 221V222H119L120 224L123 222L122 220H124V222L122 223L123 225H121V226L117 225V222ZM112 221H114V222H112ZM138 221H140V222H138ZM180 221H182V222H180ZM125 222L129 223V224L127 225ZM179 222H180V224H179ZM221 222H223L224 224ZM139 223L140 224L142 223L143 225L142 224L140 225ZM213 223H215V222H213ZM133 224H134V221H133ZM220 224H222V226ZM218 225H220V226H218ZM119 226L120 227L123 226L124 229L129 231L130 233L134 232L136 234V235L135 234L133 235L134 240L131 239L129 242L128 240L132 236L129 233V235L131 237L129 236L130 238H128L127 237L128 232L127 231H125L126 233L123 232L124 229H122V228L120 229ZM126 226H128L129 228ZM181 227L183 230L181 229ZM221 227H224V228H221ZM54 228H56V227H54ZM57 228L59 229V227H57ZM136 228L138 230H134ZM213 228H215L216 230ZM84 229H86V230H84ZM95 229L97 230L98 233L96 232ZM131 229L134 231H132ZM92 230H93V233L96 232V234L94 233V235H93ZM141 230H143L142 231L143 233L142 232L140 233ZM180 230L183 232H180ZM217 230H219V232H217ZM108 231H110V232L108 233ZM176 231H178V232H176ZM214 231H216V232H214ZM185 232L187 234H184ZM211 232H214V233H211ZM228 232L231 234H229ZM111 233H112V235H111ZM122 233H125V235H126L125 236L123 234V237H122L123 239H121V237H120V236H122L121 235ZM167 233H169L170 235H168ZM181 233H183L184 235L182 234V236H181L180 235ZM208 233L211 235L212 234H214V235L210 236ZM208 235L210 236L209 238H207ZM137 236L139 238L141 237L140 240L138 239ZM154 236H155V239H154ZM176 236H177V238H176ZM179 236H180V238H178ZM32 237H33V239H32ZM56 237L60 238L59 236H56ZM144 237H146V238H144ZM151 237H153V238H151ZM113 238H114V240H115V238L116 239L118 238L119 242H117L118 240L114 241ZM126 238H128V240ZM149 238H150V240H149ZM184 238H186L187 241ZM107 239H104V240H107ZM152 239H154V240H152ZM180 239H181V242L179 243ZM163 240H165V241H163ZM177 240H179V241H177ZM183 240H184V242H183ZM111 241L112 242L114 241L115 243H117L119 250H120V247H122L121 251H118L117 246L116 247L111 246V245L115 244V243L113 244ZM139 241H140V243H139ZM77 242L79 244L82 243L80 240H78ZM149 242L154 243L155 245L154 244L152 245ZM13 243H14V245H13ZM107 243H108V247H107L108 249H105L104 244H107ZM130 243H132V244H130ZM189 243H191V245H188ZM163 244H165V246ZM166 245H168V246H166ZM183 245L184 246L186 245L185 249H184ZM33 246L36 248L34 249ZM179 246H181V247L179 248ZM90 247L91 248L93 247L94 250L91 249ZM113 247H114V249H113ZM171 247H172V249H174V251L176 250L175 251L176 254H175V252H172L173 254L171 252H169V251H172V250H170ZM115 248H117L116 251L120 252L121 254L119 253V255H118L117 254L118 252L117 253L115 252ZM161 248H163V249H161ZM2 249H3V251H2ZM7 249H9V250H7ZM33 249H34V251H32ZM109 249H110V251H109ZM112 251H113V253H116L118 255V257L115 256V254H112ZM191 251H193V252H191ZM151 252H153L154 254ZM155 252H157V253H155ZM159 252L160 253L163 252L162 255H159L160 254ZM177 252H179V253H177ZM169 253L171 256L169 255ZM176 255H178V256H176ZM7 256H9V257H7ZM168 256H170V257H168ZM200 256H202V258ZM108 257H109V260H108ZM161 257H163V258H161ZM171 257H172V259H170ZM197 257H199V258H197ZM132 258H135L134 259L135 261L132 260ZM62 259L65 261L68 260V259H66V257L65 258L62 257ZM128 260H130V262H128ZM131 261H133V262H131ZM66 262H68V261H66ZM185 262H187V263H185ZM66 264H68V263H66Z\"/></svg>",
	"mask_w": 264,
	"mask_h": 264
}]
</instances>
